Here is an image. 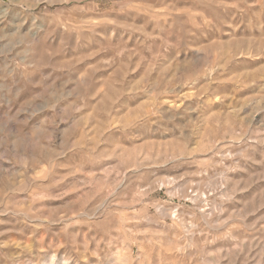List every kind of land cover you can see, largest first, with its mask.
<instances>
[{"label":"rangeland","instance_id":"rangeland-1","mask_svg":"<svg viewBox=\"0 0 264 264\" xmlns=\"http://www.w3.org/2000/svg\"><path fill=\"white\" fill-rule=\"evenodd\" d=\"M0 264H264V0H0Z\"/></svg>","mask_w":264,"mask_h":264}]
</instances>
